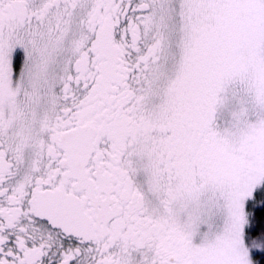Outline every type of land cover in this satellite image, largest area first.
Wrapping results in <instances>:
<instances>
[{"label":"snow or ice","instance_id":"obj_1","mask_svg":"<svg viewBox=\"0 0 264 264\" xmlns=\"http://www.w3.org/2000/svg\"><path fill=\"white\" fill-rule=\"evenodd\" d=\"M0 264H264V0H0Z\"/></svg>","mask_w":264,"mask_h":264}]
</instances>
